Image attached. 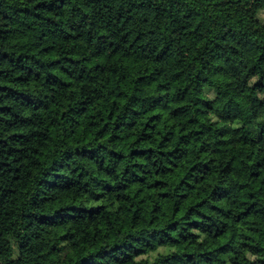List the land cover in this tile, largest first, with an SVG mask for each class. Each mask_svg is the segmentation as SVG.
Wrapping results in <instances>:
<instances>
[{"label":"trees","instance_id":"trees-1","mask_svg":"<svg viewBox=\"0 0 264 264\" xmlns=\"http://www.w3.org/2000/svg\"><path fill=\"white\" fill-rule=\"evenodd\" d=\"M0 264H264V0H0Z\"/></svg>","mask_w":264,"mask_h":264}]
</instances>
